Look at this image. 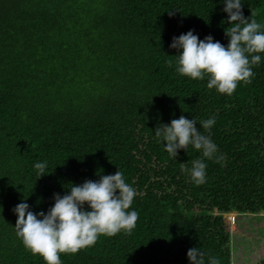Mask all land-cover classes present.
<instances>
[{
    "label": "trees",
    "instance_id": "trees-1",
    "mask_svg": "<svg viewBox=\"0 0 264 264\" xmlns=\"http://www.w3.org/2000/svg\"><path fill=\"white\" fill-rule=\"evenodd\" d=\"M241 2L244 17L264 26V0ZM223 8V0H0V264H44L16 234L17 204L46 213L69 184L117 170L136 189V227L61 254V264H190L194 247L205 264L209 256L230 264L223 214L264 213V54L252 82L228 96L207 78L178 74L169 47L189 30L227 47ZM181 115L223 160L191 146L175 159L164 150L154 130ZM213 117L205 131L201 121ZM196 159L207 165L200 185L182 170ZM44 161L38 179L34 165Z\"/></svg>",
    "mask_w": 264,
    "mask_h": 264
},
{
    "label": "clouds",
    "instance_id": "clouds-1",
    "mask_svg": "<svg viewBox=\"0 0 264 264\" xmlns=\"http://www.w3.org/2000/svg\"><path fill=\"white\" fill-rule=\"evenodd\" d=\"M223 11L228 16L225 36L227 47L213 40L211 35L200 40L192 30L173 37L169 45L178 50L175 57L176 71L193 80H205L207 88L231 96L238 84H250L255 75L253 68L261 62L264 54V26L256 19L245 18L241 0H223ZM172 67V61L169 62ZM205 131H210L215 118L201 121ZM195 119L181 115L168 125H159L154 134L164 150L176 158L179 150L191 146L202 153L204 159L223 160L217 155V145L210 135L196 127ZM204 159L192 161L191 168L182 164V170L190 174L197 184L206 182L207 165ZM38 179L45 175L47 161L34 165ZM98 180H85L81 185H70L62 197L54 194V204L47 212L34 213L23 200L13 209L17 216L15 229L24 247L39 256L44 264H61V254L77 253L95 245L100 236H115L120 232L131 234L136 227L138 212L130 210L136 189L126 183L124 175L117 170L114 175H100ZM27 199V198H26ZM87 205V210L85 209ZM3 209L0 207V212ZM208 256L199 248L187 252L190 264H205ZM207 264H220L215 256H209Z\"/></svg>",
    "mask_w": 264,
    "mask_h": 264
},
{
    "label": "rangeland",
    "instance_id": "rangeland-1",
    "mask_svg": "<svg viewBox=\"0 0 264 264\" xmlns=\"http://www.w3.org/2000/svg\"><path fill=\"white\" fill-rule=\"evenodd\" d=\"M223 215L229 222L230 264H259L264 258V213H237L232 209Z\"/></svg>",
    "mask_w": 264,
    "mask_h": 264
}]
</instances>
